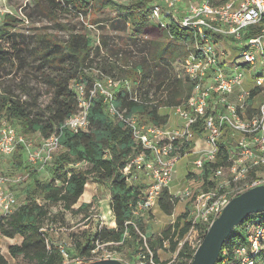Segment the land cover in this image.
Returning <instances> with one entry per match:
<instances>
[{"label": "built area", "instance_id": "2783aa9c", "mask_svg": "<svg viewBox=\"0 0 264 264\" xmlns=\"http://www.w3.org/2000/svg\"><path fill=\"white\" fill-rule=\"evenodd\" d=\"M182 3L183 0H154L147 4L150 24L168 29L170 22H174L192 36L182 58L164 62L170 65L168 78L154 81L147 89L140 81L131 84L95 70L97 74L88 90L82 82L72 83L77 109L63 125L73 131H89V104L92 97L100 98L107 115L130 129L140 147L121 170L125 183L138 189L130 202L132 216L143 218V211L159 206L162 191L167 189L172 202L189 201L188 220L209 224L232 197L264 184V0H199L184 8ZM0 13H10L28 22L21 11L18 16L0 8ZM126 25L131 27L130 22ZM227 41L238 48L234 56L220 45ZM99 43L97 37L93 44ZM174 77L188 79L192 85L186 99L169 107L178 118L174 127L145 121L116 105L115 92L121 83L126 84L130 100L155 103L167 97L166 85ZM218 143L224 145L226 157L223 164L214 165ZM18 146L25 150L29 164L41 165L50 163L61 149L58 133L42 138L37 145L1 119L0 155L12 154ZM191 153L195 154L192 165L199 174L204 169L209 171L207 180L199 177L196 190L185 184L171 192L175 164ZM20 181L21 177L0 174V216L12 213L23 202L11 190ZM235 229L242 239L232 247L230 264H264V216L250 214ZM98 249L96 245L89 257L70 258L65 247L59 245L62 264L103 258L120 260L110 251L99 254ZM149 253V257H141L148 259L146 264H156ZM226 254L224 251L223 256ZM221 264H227V259Z\"/></svg>", "mask_w": 264, "mask_h": 264}, {"label": "trees", "instance_id": "16d2710c", "mask_svg": "<svg viewBox=\"0 0 264 264\" xmlns=\"http://www.w3.org/2000/svg\"><path fill=\"white\" fill-rule=\"evenodd\" d=\"M34 1L38 10L49 19H55L60 11L84 16L96 4L102 9L112 8L119 13L116 18H112L110 29L128 31L126 43L134 45L143 55L129 69L127 65H117L120 59L115 57L119 51L109 45L107 36H100V43L94 45L91 36L75 33L68 28V39L64 43H56L47 38L45 32L38 35V43L43 46L35 47L39 53L35 54L34 59L39 60L38 70L45 64L50 69L47 73L40 72L51 90L50 104L33 114L29 103L12 90L0 86V120L4 119L14 127L16 124L24 134H38L41 138L56 132L61 145V151L50 162V178L39 179L36 169L28 167V176L32 181L23 188L24 201L12 213L0 216V234L8 238H22L20 243L8 246L9 255L14 259H27L30 264H62L64 258L59 245L48 243L42 230L43 222L48 218L51 205L61 204L64 209L75 213L88 209L91 202H82L77 208L73 205L93 176L97 181L106 183L109 188V206L114 219L110 218V222L106 223L112 227H101L96 230L92 239L86 238L84 243L76 244L80 256H91V250L96 246L95 241H98L106 246L116 245V249L126 250L129 257L142 251L149 257L150 251L154 262L158 263L156 249L167 241L168 249L176 253L175 264H189L209 224L193 223L187 219L185 211L159 236H153L148 232V227L143 225L141 217L132 216L130 202L136 198L138 189L137 186L127 185L121 172L129 156L140 150L130 129L121 122L113 121L98 97H92L89 104V131H73L63 124L77 109L76 93L71 85L82 82L88 90L95 76L89 70L106 72L110 76L126 79L131 84L140 81L149 89L154 81L168 78L170 65L164 62H174L186 54V45L192 39L191 33L174 22H170L168 29L150 24L147 0H134L128 4H120L114 0H95L93 6L88 0ZM25 17L30 19L31 15L25 14ZM22 22L23 20L10 13H5L0 21V79L9 74L13 67L20 71L22 65H25L24 41L18 40L19 36H25L14 31ZM127 22H130L131 27H127ZM60 26L65 28V25ZM174 40L178 42L174 43ZM28 55H33V49L28 51ZM125 59L121 58V61H126ZM191 87L188 79L174 77L166 85L168 92L165 99L155 103L134 102L128 97L126 84L121 83L115 92V102L119 108L126 109L127 113H136L145 121L163 125L167 123L168 115L161 112L160 108L172 107L186 99ZM217 145L218 155L214 165L223 164L226 157L224 145ZM18 149L19 153H14V157L17 159V166L21 167L22 146H18ZM80 163L87 164V167H82ZM208 175L209 171L204 169L200 178L206 181ZM158 205L163 212L171 213L173 202L167 189L162 191ZM257 215L264 216V212ZM191 228L198 234L196 244L186 239ZM237 239L239 242L242 237L235 229L222 245L218 257L220 262L217 264H221L224 258L227 259V264L233 261L232 247ZM224 251L227 252L226 256H223ZM0 264H8L1 252Z\"/></svg>", "mask_w": 264, "mask_h": 264}, {"label": "rangeland", "instance_id": "374dc122", "mask_svg": "<svg viewBox=\"0 0 264 264\" xmlns=\"http://www.w3.org/2000/svg\"><path fill=\"white\" fill-rule=\"evenodd\" d=\"M91 1V5H95V0ZM120 4H128L134 0H114ZM154 0H147V4H150ZM192 1L199 0H183L181 4L182 8L188 5ZM0 8L4 10H10L16 15L30 14L31 17L26 18L28 22H22L15 28V32L24 35L25 37H18V40H23L25 46V65H22L21 70L17 71L16 67H13L12 71L1 77L0 86L5 89L12 90L17 94L22 100L31 105L33 114L38 113L41 108L50 104L51 101V90L47 83L44 81L43 76L40 72H49L48 65L45 64L41 70L37 69L39 65V60L34 59L35 54H38L37 46H43L39 44V34L42 35L46 32L47 38L55 41L56 43H64L68 39V28H71L75 33H85L91 36L93 41L97 37L107 36L109 45L118 49L119 53L117 60L119 64L117 65H127L128 68L135 66L143 53L139 52L134 45H129L127 41V33L121 30L110 29V23L112 18H116L119 12L112 10V8L102 9L97 4L91 7L84 16H77L73 12L66 13L60 11L55 19H49L47 16L43 15L35 5L34 0H0ZM5 13H0V21ZM92 24L93 26H90ZM60 25H65L62 28ZM90 26V27H89ZM30 36L32 38H28ZM143 37V36H142ZM146 37V36H144ZM174 40V43H177ZM224 49H228L231 52V56L238 53V48L233 46L227 41L226 43L220 44ZM33 49V55H28V51ZM34 49H36L34 51ZM39 50L41 47L38 48ZM121 58H126V61H121ZM18 60L16 61V64ZM93 68V67H92ZM91 74L96 75L97 72L93 69L89 70ZM263 71H261L262 73ZM104 74H108L104 72ZM95 77V76H94ZM261 98L257 100H261ZM161 112H166L168 115V122L166 126L174 127L178 124V118L173 108L161 107ZM15 128L18 127L16 124ZM22 133V132H21ZM24 134V133H23ZM28 140H31L33 144H39L41 137L38 134H24ZM59 149L55 154L60 152ZM22 166L19 167L16 164L15 154L19 153V149L9 155H0V174L7 176L21 177L19 183H15L11 186V190L16 194L19 202L24 201L25 194L23 188L25 185L32 181V178L28 176V167L36 169V175L39 179H48L51 176L50 173V163L41 164H29L27 161V154L22 148ZM15 153V154H14ZM54 154V155H55ZM54 157V156H53ZM195 154L191 153L183 156L175 164V172L173 175V181L170 185V191L173 192L174 189H178L185 184L192 186L193 190L199 188L200 184L198 178L200 177L199 171L192 165V160ZM53 159V158H52ZM29 164V165H28ZM82 167H87V164L80 163ZM24 166H27L24 167ZM82 202H91L88 209L80 210L78 213L64 209L61 204L51 205L49 207L48 218L43 222L42 230L46 235L48 243H54L56 245L64 246L68 257L75 258L80 257L76 250V244L84 243L86 238H93V234L97 229L101 227H112L110 224V218H113V214L110 210V193L109 188L106 183L97 181L95 177L91 176L85 185V190L81 197L78 199L77 203L73 205L77 208ZM189 201L176 199L173 201V208L170 214L163 212L159 206L154 205L152 209L143 211L142 222L143 225L148 227V232L152 233L153 236H159L160 233L168 228L178 215L183 214L187 211ZM115 227V226H114ZM194 244L198 242V234H196L195 229H191L188 232L187 238ZM22 238L20 236H15L13 238H8L0 236V252L4 255L8 261V264H30V261L24 258L14 259L8 253V246L10 244L20 243ZM238 242V239L236 240ZM95 245L98 246L99 254L104 251H110L115 256L119 257L121 261L128 264H146L147 258L143 260L141 257L144 251L136 253L132 257H129L126 250L116 249V245L99 243L95 241ZM169 244L167 241L161 247H157V259L156 264H175L177 259L175 258L176 253L171 252L169 249Z\"/></svg>", "mask_w": 264, "mask_h": 264}, {"label": "water", "instance_id": "95a60500", "mask_svg": "<svg viewBox=\"0 0 264 264\" xmlns=\"http://www.w3.org/2000/svg\"><path fill=\"white\" fill-rule=\"evenodd\" d=\"M264 212V184L256 185L232 197L220 214L208 225L189 264H215L222 245L248 215ZM72 264H128L117 258H103Z\"/></svg>", "mask_w": 264, "mask_h": 264}]
</instances>
